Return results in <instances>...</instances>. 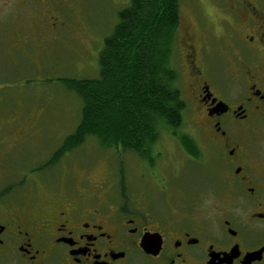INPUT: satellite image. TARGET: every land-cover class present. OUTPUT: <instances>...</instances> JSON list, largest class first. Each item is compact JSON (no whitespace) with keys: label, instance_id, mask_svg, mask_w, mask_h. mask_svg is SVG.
I'll return each instance as SVG.
<instances>
[{"label":"flooded vegetation","instance_id":"1","mask_svg":"<svg viewBox=\"0 0 264 264\" xmlns=\"http://www.w3.org/2000/svg\"><path fill=\"white\" fill-rule=\"evenodd\" d=\"M23 1L41 9L47 28L68 32L45 0H0V12ZM219 1L229 14L223 44L216 40L215 53H207L181 26L179 46L183 111L190 105L219 188L197 187L186 206L168 199L158 209L142 193L122 192L120 177L82 189L63 184L44 199H19L6 187L0 264H264V0ZM12 132L14 142L27 134ZM163 179L161 191L172 196Z\"/></svg>","mask_w":264,"mask_h":264},{"label":"rangeland","instance_id":"2","mask_svg":"<svg viewBox=\"0 0 264 264\" xmlns=\"http://www.w3.org/2000/svg\"><path fill=\"white\" fill-rule=\"evenodd\" d=\"M128 2L45 0L51 9L56 6L57 12L53 10L66 20L68 32L47 28L41 9L31 8L25 1L1 9L0 192L10 186L16 197L21 196L19 199L26 195L44 199L63 184L71 186L76 182V187L82 189L120 177L122 192L142 193L153 208L165 209L168 199L184 207L197 187L209 185L212 189L220 185L218 174L215 175L207 160L205 143L198 134L195 136L197 128L190 105L183 111L182 124L174 130L176 138L166 129L160 131L153 147L152 166L134 151L101 146L93 135H87L54 163L46 164L65 137L76 131L80 118L81 99L61 80L99 77L98 57L104 39L111 32L117 11ZM224 5L219 0H180V23L172 47L171 66L186 98L188 91L184 88L179 51L182 27L188 26L193 40H202L208 46L207 53H215L216 40L222 45L220 34L226 32L223 18L229 14ZM39 20L42 24L37 28ZM33 36L34 47H31ZM12 113L19 116L18 120H8ZM15 130H26L27 134L14 142L12 131ZM181 134L192 139L197 158L182 155L185 148L179 140ZM164 175L172 187V196L161 191ZM21 179L24 183L19 182ZM45 183L52 188H46ZM211 192L217 194L215 190Z\"/></svg>","mask_w":264,"mask_h":264},{"label":"trees","instance_id":"3","mask_svg":"<svg viewBox=\"0 0 264 264\" xmlns=\"http://www.w3.org/2000/svg\"><path fill=\"white\" fill-rule=\"evenodd\" d=\"M179 23L180 0H129L117 11L99 53V77L61 80L81 99L80 118L46 164L87 135L152 163L160 131L175 134L183 120L185 100L171 66ZM179 140L188 153L198 155L190 137L181 134Z\"/></svg>","mask_w":264,"mask_h":264}]
</instances>
